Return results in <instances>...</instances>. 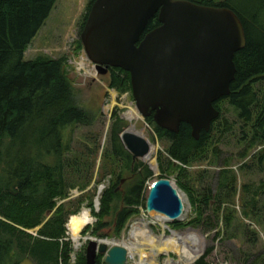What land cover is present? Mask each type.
I'll use <instances>...</instances> for the list:
<instances>
[{
  "label": "trees",
  "instance_id": "obj_1",
  "mask_svg": "<svg viewBox=\"0 0 264 264\" xmlns=\"http://www.w3.org/2000/svg\"><path fill=\"white\" fill-rule=\"evenodd\" d=\"M57 1L0 0V264H17L14 262L15 251L38 264H69L72 252L70 244L64 240L65 226L67 215L77 214L67 211L64 205L56 206L57 201L68 196L63 164L60 162L64 133L73 126H90L94 119L76 105L71 82L66 77L65 59L40 57L31 62L24 61L26 50L45 25ZM94 1L90 3L88 12ZM188 1L205 7L229 9L243 26L246 45L234 57L236 75L230 86V95L215 103L214 107L221 116L219 104L228 102L238 112V118L254 132L239 156L244 158L249 150L260 144L264 146V92L260 93L263 95L260 98L253 89L264 78V0H225L219 4L205 0ZM87 16L80 26L81 31ZM158 26L155 17L149 22L144 35ZM77 50H82L80 41L77 42ZM108 74L112 89L121 93L131 92L128 73L109 69ZM259 110L261 113L255 118L256 123L252 124L253 115L256 117ZM146 122L154 128L160 141L170 143L167 154L173 162L169 160L165 170L158 161L160 172L169 173L178 169L182 177L186 172L174 166V161L185 167L198 162L212 142V134L225 131L218 118L210 132H202L200 139L195 141L186 124L180 126L176 135L157 128L152 117ZM119 124V119H116L110 153L106 156L111 155L113 160H117L112 165L120 164L123 170L136 176L137 185L126 197L121 196L116 187L104 190L99 198V213L94 214L97 222L93 227L86 226L81 236L90 233L97 239H118L128 221L140 215L136 207L145 206L141 195L145 180L151 178L152 173L142 163H133L131 155L124 150L119 138ZM212 155L217 156V153L213 151ZM50 157H55L58 165L44 164V160ZM258 164H264V149ZM219 178V189L233 191L235 179L230 173L224 171ZM257 193L264 194V182L256 189ZM209 202L204 201L206 205ZM119 204L123 207L119 208ZM88 207L92 209L93 205L89 203ZM52 211L51 218L45 222ZM112 214L113 222L108 224L105 220ZM200 217L199 210L197 219L186 225L174 223V227L197 228ZM110 226L113 227V235L103 234ZM37 228L40 229L36 238L28 233ZM204 260L205 257L196 264H206ZM96 261L103 264V257L98 256ZM77 264H85L83 256L77 258Z\"/></svg>",
  "mask_w": 264,
  "mask_h": 264
},
{
  "label": "rangeland",
  "instance_id": "obj_2",
  "mask_svg": "<svg viewBox=\"0 0 264 264\" xmlns=\"http://www.w3.org/2000/svg\"><path fill=\"white\" fill-rule=\"evenodd\" d=\"M93 0H58L45 25L24 54V61L31 62L40 57L53 60L65 59L66 77L71 82L72 94L78 108L87 111L93 122L90 126H73L64 133V150L61 156L63 164V178L68 196L57 201L56 206L64 205L67 211L76 212V216L83 211L88 212L91 222L87 226H94L97 219L94 214L99 213V198L101 193L111 187H116L121 196H129L130 191L137 185L136 176H132L127 170H123L120 164L113 160L110 153L112 129L116 119L120 121L119 136L126 130H133L135 134L148 141L151 147L156 148L154 158L157 162L158 172H154L144 161L142 163L152 173V177L145 180L141 199L145 200V206L136 207L140 215L130 219L118 239H97L90 233L82 238L107 240L110 246H130L136 244L144 249L147 262L152 264H184L182 255L176 252H164L156 254L150 247L145 246L147 241L153 240L155 246L170 248L167 241L173 233L186 235L191 233L196 238L197 247L193 257L196 264L205 257L206 264H264V194L256 193V189L264 182V164H258L263 145H258L248 151L244 158L239 156L252 138L253 131L250 126L238 118V112L222 102L219 107L222 115L219 123L224 126L222 133L214 132L212 142L206 148L199 161L185 167L174 161V166L182 168L186 173L181 176L178 169L161 173L158 161L166 170L168 161H172L167 154L170 143L160 141L154 132V128L147 124L137 112L132 92H118L110 87V74L101 75L90 64L84 54L83 48L77 50V42L81 33V24L89 13L88 7ZM201 1V0H192ZM214 1L219 4L225 0ZM82 46V45H81ZM262 80V81H261ZM257 82L253 89L255 94L264 92V78ZM263 95H260V98ZM132 110L138 114V120L130 122ZM261 113L258 111L256 117ZM156 126V125H155ZM264 131V127H263ZM120 138V137H119ZM67 149V150H66ZM215 151L217 156H213ZM44 164L58 165L55 157L44 160ZM121 171V172H120ZM230 173L234 177L233 191L219 189L222 172ZM121 175V176H119ZM167 179L176 188L183 204V214L176 222L167 223L166 227L156 224L154 216L146 212V201L149 194V186L158 180ZM249 191L245 192V188ZM251 191V192H250ZM254 191V196L253 195ZM254 197V201L251 202ZM209 200V205L204 201ZM93 205L89 209L88 205ZM119 208L123 205L119 204ZM126 207V206H124ZM201 211L197 228L186 226L177 229L174 223L186 225L197 219ZM54 211L45 219L48 221ZM68 222L74 216H68ZM114 215L105 221L113 222ZM133 224L139 225L140 232L133 240L129 239V232ZM141 224V225H140ZM86 227V226H85ZM84 227V228H85ZM83 228V229H84ZM40 228L28 231L33 237H37ZM65 242L71 246L69 264H77V258L83 256L87 241L81 242L82 247L78 252L73 249V243L68 235L67 225ZM113 235V227L103 231V234ZM81 234V233H80ZM136 238V239H135ZM149 239V240H148ZM145 244V245H143ZM141 245V246H140ZM143 246V247H142ZM188 246V245H187ZM206 253L207 256H206ZM155 254V255H154ZM15 263L38 264L27 256H20L15 251ZM137 253L128 255L127 264H137ZM145 264H148V263ZM61 264V263H59Z\"/></svg>",
  "mask_w": 264,
  "mask_h": 264
},
{
  "label": "water",
  "instance_id": "obj_3",
  "mask_svg": "<svg viewBox=\"0 0 264 264\" xmlns=\"http://www.w3.org/2000/svg\"><path fill=\"white\" fill-rule=\"evenodd\" d=\"M155 17L159 26L144 35ZM79 41L97 73L120 69L129 74L142 119L152 117L157 128L176 135L186 124L195 141L220 117L214 104L229 97L234 57L246 45L232 11L188 0H95ZM119 137L133 163L149 153V144L137 134L126 130ZM146 212L170 222L181 218L183 204L169 180L150 185ZM128 255L123 246L91 239L85 264H97L98 256L103 264H127Z\"/></svg>",
  "mask_w": 264,
  "mask_h": 264
},
{
  "label": "bare ground",
  "instance_id": "obj_4",
  "mask_svg": "<svg viewBox=\"0 0 264 264\" xmlns=\"http://www.w3.org/2000/svg\"><path fill=\"white\" fill-rule=\"evenodd\" d=\"M138 118L139 117H138L137 112L135 110H132V117L129 119V121L130 122L136 121L138 120ZM127 131L129 133L135 134L133 130L128 129ZM146 142L148 143L147 140ZM149 147H150L149 153L142 159V161L147 163L154 172H158L157 162H156V159L154 158V154L156 153L157 149L151 147L150 144H149ZM151 214L154 216V219H156L155 223L160 224L162 227H166L167 223L170 222L169 219H167L166 217L162 215H158L156 213H151ZM90 222H91V217L88 214V212H85V211L80 213V215L78 216L72 217L70 221L68 222L67 224L68 235L73 243V249L75 252H78L79 249L82 247L81 242L83 243L86 241L89 242L92 239V238L83 239L80 234L83 228L89 225ZM138 227H139L138 224L132 225L131 230L129 232L130 240H133L136 234L140 232ZM167 242L170 243V248H166V247L161 248L160 245L155 246L154 244L155 242H153V240L147 241V243H145L146 245L145 244L143 245L152 248L157 255L164 253V252H167V254L171 252H176L180 256L182 255V257L180 258H182L184 264H192L195 261V258L193 257V255L197 247V243H196L197 241L193 234L187 233L186 235H180V234L173 233V236ZM137 245L130 244V246H127V248L125 246L123 247H125L128 250L130 255H132L133 253L134 254L137 253V255L139 256V260L137 264H145L148 261L146 260L147 255L144 254L145 250L139 248V246ZM148 264H152V263H148Z\"/></svg>",
  "mask_w": 264,
  "mask_h": 264
}]
</instances>
